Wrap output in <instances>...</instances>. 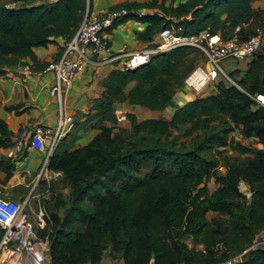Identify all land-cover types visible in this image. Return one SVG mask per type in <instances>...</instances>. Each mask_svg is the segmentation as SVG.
I'll use <instances>...</instances> for the list:
<instances>
[{"label":"trees","instance_id":"obj_1","mask_svg":"<svg viewBox=\"0 0 264 264\" xmlns=\"http://www.w3.org/2000/svg\"><path fill=\"white\" fill-rule=\"evenodd\" d=\"M36 1L42 0L13 2ZM256 1L167 5L165 0H150L111 10H156L136 17L146 24L144 31H137L142 40L152 41L171 23L183 35L209 30L223 38H246L264 13L254 9ZM90 8L91 0H48L23 8L0 3V76L21 59L36 60L35 49L53 38H73ZM191 54V48L177 47L139 68L112 70L93 114L75 123L49 159L48 170L61 173L71 189L69 210L61 215L59 206L48 208V227L41 231L49 239L51 264H98L109 249L124 264H210L242 254L264 230V150L241 143L232 146L228 140L238 128L244 138L255 137L264 144V107L254 100L264 95V46L238 79L241 88L220 81L215 92L184 104L169 121L139 122L128 114L131 130L110 126L118 124L117 103L166 111L195 69ZM180 126H186L187 136L201 133L191 147L170 139L171 131ZM91 127L98 129L96 136L86 146L72 148L77 132ZM12 136L0 117V148L11 147ZM215 144L245 155L225 157L228 171L223 177L217 173L219 158L208 156ZM146 166L150 171L144 176L135 173ZM212 178L218 188L211 192L207 183ZM241 182L249 183L254 192L249 206ZM85 199L93 202L87 209L81 207ZM210 211L218 213L211 221ZM200 245L205 252L197 249ZM245 264H264V249L254 251Z\"/></svg>","mask_w":264,"mask_h":264},{"label":"built area","instance_id":"obj_2","mask_svg":"<svg viewBox=\"0 0 264 264\" xmlns=\"http://www.w3.org/2000/svg\"><path fill=\"white\" fill-rule=\"evenodd\" d=\"M130 15L141 18L147 16L148 12L145 9L132 12L127 9H118L106 12L100 17H93L87 12L75 36L64 42L61 56L50 61L45 71L38 72L28 65H23L28 75L51 73L49 95L57 105L56 131L41 126L28 136L30 147L45 153L38 178L49 171V159L65 136L75 127L74 115L67 112L66 98L76 78L86 70L89 64L111 65L121 57L114 53L111 45V30L119 20ZM263 46L264 30L261 28L255 29L246 38L238 36L223 38L221 34H214L209 30L183 35L180 29H176L171 23L158 31L157 40L151 47L126 54L119 68L133 70L148 64L152 57L159 53L177 47H189L206 56L208 68L201 66L191 74L186 80L188 86L196 91H202L205 87H212L217 82L223 81L241 88L238 79L231 76L224 62L226 60L251 61L260 53ZM195 75L197 76L193 78ZM212 89L215 91L216 86ZM254 100L264 107L263 94L256 95ZM124 118L126 119V116L122 117ZM118 119L122 121L121 118ZM34 198L31 193L22 200L0 197V228L2 230L0 264H51L49 239L41 232L47 229L50 217L43 205L35 208ZM263 249L264 230L256 235L252 245L242 254L210 264H238L242 262L243 254L251 250L254 252ZM149 264L155 263L151 261Z\"/></svg>","mask_w":264,"mask_h":264},{"label":"crops","instance_id":"obj_3","mask_svg":"<svg viewBox=\"0 0 264 264\" xmlns=\"http://www.w3.org/2000/svg\"><path fill=\"white\" fill-rule=\"evenodd\" d=\"M149 1L91 0L89 14L93 17H100L104 13L111 11L112 8L127 2L143 3ZM165 1L167 5H170L171 3L178 4L188 0ZM253 7L259 13L264 12V0L254 2ZM147 12L148 14H153L156 10H147ZM262 17H264V13ZM145 28L146 24L138 21L134 17H126L115 24L111 30V45L114 53L117 56L121 55V57L111 65L97 66L95 64H89L86 70L76 78L66 98L67 112L74 115L75 120L84 122L90 114H93L91 110L94 102L102 96L105 90L103 85L105 79L112 70L122 65L126 54L151 47L154 41L157 40L158 31L153 35L152 41L139 39L137 37V31H144ZM64 42L65 40L62 38H53L51 43L35 49L36 60H32L31 58L21 59L18 65L6 67L5 74L0 76V117L7 122L10 130L13 132L12 146L9 148H0V192H5L8 196H19L21 192L19 189H27L32 184L33 187L31 190L35 186H38L39 189L45 188V182H50L53 178L52 175L57 174L62 176L59 172L53 173L52 171H48L41 178H38L45 153L30 147L28 138L31 133H34L36 128L41 126L56 131L58 120L57 105L55 100L49 95L52 75L51 73L28 75L23 69V65H28L38 72L45 71L50 61L61 56ZM248 64L249 61L247 60H226L224 62L225 67L230 73L239 72V75L237 74L235 76L236 79H240V76L247 71ZM212 92H215L212 87H205L202 91H196L191 86H183L175 94L166 111H154L146 107L133 105L129 102L117 103L116 110L137 114L138 118L142 120L146 118H161L169 121L178 108L195 100L199 96H205ZM9 107H13V109H9ZM72 132L73 130L68 135ZM97 133L98 129L92 127L87 130H79L72 148L86 146ZM230 136L238 141L236 142L234 140L235 143H241L249 148L264 150V144L259 139L255 137L244 138L238 128L231 131ZM233 151L235 153L232 155L231 152ZM227 152H230L229 154L235 157L243 156L236 150L229 148H227ZM227 171V166H222L221 171L217 173L220 177H223L226 176ZM207 184L211 192L218 188V183L214 178ZM239 187L241 193L246 197V205H251L254 199V192L251 185L246 182H241ZM215 217H218V213L216 212L210 211L207 214V218L210 221ZM187 243L189 246H193L191 239ZM197 249L205 252L203 245H200ZM98 264H124V262L121 256L113 254L109 249L105 252L103 259Z\"/></svg>","mask_w":264,"mask_h":264},{"label":"rangeland","instance_id":"obj_4","mask_svg":"<svg viewBox=\"0 0 264 264\" xmlns=\"http://www.w3.org/2000/svg\"><path fill=\"white\" fill-rule=\"evenodd\" d=\"M13 1L14 0H0V3L1 4H7V6L9 8H14V7L23 8V7H27L30 4H39V2L48 1V0H42V1H38V2L36 1L35 3H29V2H16L15 3ZM255 25H258V26H255ZM253 27H254V30L257 28H261L264 30V17H262L261 19H257L255 21ZM191 50H192L191 57L193 59L195 58V69L192 72V74L201 66H203V68H205V69L208 68L206 56L203 53H200L199 51H196L194 49H191ZM218 84H219V82H217L216 85H213L212 87L214 88L216 86V88H217ZM184 86H188L186 84V81H185ZM128 114H132V113L131 112L125 113L123 111L116 110V115L118 118L122 119V117L126 116V119L124 118L125 120L122 119V121L118 119V124H116V125L110 124V126H113L116 131L131 130L132 124L128 118ZM134 115H136V117L138 118L137 114H134ZM138 121L141 122L142 119L138 118ZM214 126L216 127V126H218V124L216 123V124H214ZM185 129H186V126H180L177 129H173L171 131V133L169 134V136H170V139L173 141L175 140L178 145H180L181 143H186L189 147H191L195 143V141L197 140L198 135H201V133L196 132V133H193L192 135L187 136L184 133ZM228 140L231 141L232 146L238 144V143L234 142L235 139L230 136V133L228 136ZM236 142H238V141H236ZM63 144H67V142H64ZM222 151H224L223 154H220ZM229 153L230 152H227V148H221V146H218L216 144L214 145V147L212 149H210L208 151V156H210L212 158L213 157L219 158V166L217 168V172L221 171L222 166L223 167L226 166L225 157L232 156L235 153V151L231 152L232 155ZM241 155L244 156V154H241ZM243 156H241V157H243ZM149 171H150V167L146 166L141 170V172H139V173L135 172V173L138 176H144ZM53 173H58V172H53ZM52 176H53V178L50 182H45V188L39 189L38 186H35L31 190V188L33 187V184H32L27 189H25V188L22 190L19 189V191H21V192H20L19 196H17V197L16 196H8V195H6L5 192H0V197H11V198H14L16 200H21V199H24L29 193H31L32 196L35 197L33 199V203H34L35 208H38L40 205H43L45 207L47 213H48V208H56L57 206H59L57 209H59L58 212L62 215L65 213V211L69 210V203H71V201H70L71 189L68 186V184L66 183V181L64 180L63 176H61V175L59 176L57 174L52 175ZM29 182H30V180H29ZM92 203H93L92 201L85 199L83 201V203L81 204V207L83 209H87L88 207H90L92 205Z\"/></svg>","mask_w":264,"mask_h":264},{"label":"water","instance_id":"obj_5","mask_svg":"<svg viewBox=\"0 0 264 264\" xmlns=\"http://www.w3.org/2000/svg\"><path fill=\"white\" fill-rule=\"evenodd\" d=\"M253 254V251H248L247 253L243 254L241 256V261L243 264L247 263L249 261V259L251 258V255Z\"/></svg>","mask_w":264,"mask_h":264},{"label":"bare ground","instance_id":"obj_6","mask_svg":"<svg viewBox=\"0 0 264 264\" xmlns=\"http://www.w3.org/2000/svg\"><path fill=\"white\" fill-rule=\"evenodd\" d=\"M200 72H201V71H200ZM196 76H197V75L193 76V78L196 77ZM193 78H192V79H193ZM190 82H191V79H190ZM143 116H145V115H143Z\"/></svg>","mask_w":264,"mask_h":264}]
</instances>
